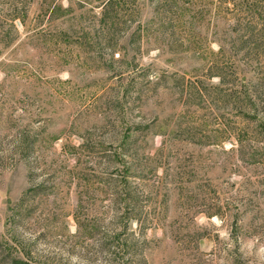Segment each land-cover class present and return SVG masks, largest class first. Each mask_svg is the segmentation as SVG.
<instances>
[{
	"label": "rangeland",
	"instance_id": "obj_1",
	"mask_svg": "<svg viewBox=\"0 0 264 264\" xmlns=\"http://www.w3.org/2000/svg\"><path fill=\"white\" fill-rule=\"evenodd\" d=\"M0 264H264V0H0Z\"/></svg>",
	"mask_w": 264,
	"mask_h": 264
}]
</instances>
